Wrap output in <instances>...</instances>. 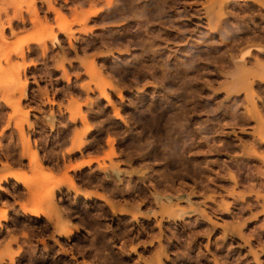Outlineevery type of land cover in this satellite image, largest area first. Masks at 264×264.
Segmentation results:
<instances>
[{
  "label": "rangeland",
  "instance_id": "374dc122",
  "mask_svg": "<svg viewBox=\"0 0 264 264\" xmlns=\"http://www.w3.org/2000/svg\"><path fill=\"white\" fill-rule=\"evenodd\" d=\"M107 1L0 0L2 23L24 18L0 50L30 40L24 58L0 55V174L33 176L27 140L37 169L65 171L91 196L49 195L69 221L59 236L20 207L57 189L53 178L37 189L8 180L0 264H264V82H237L246 53L247 69L264 70V0ZM50 6L70 22L98 16H78L63 36ZM42 37L44 55L31 43Z\"/></svg>",
  "mask_w": 264,
  "mask_h": 264
},
{
  "label": "bare ground",
  "instance_id": "6f19581e",
  "mask_svg": "<svg viewBox=\"0 0 264 264\" xmlns=\"http://www.w3.org/2000/svg\"><path fill=\"white\" fill-rule=\"evenodd\" d=\"M33 2H34V0H32ZM49 1V0H48ZM161 1V0H160ZM108 2V4H109V6H110V2H111V0H110V2L109 1H107ZM126 2V1H125ZM174 2V1H173ZM172 2V3H173ZM175 2H176V0H175ZM78 3V2H77ZM93 3V2H92ZM112 3V2H111ZM155 4V3H154ZM82 5V4H81ZM51 8H50V10L52 11V13L54 14V16H55V18H56V24H57V28L59 29H61V33L63 34V36H69L70 35V31L68 32V30L66 29V27L67 26H69V25H71V23H72V21L74 20V22H75V20L77 19V17L78 16H83V17H89V16H92V17H94V16H96L97 14H98V11H80V12H78V13H76V15L73 17L74 19L70 22V21H68V19L66 18V16H65V14H63L62 12H60L58 9H55V8H52V6H50ZM90 7V6H89ZM137 7V6H136ZM143 7V6H142ZM49 8V7H48ZM105 8V7H104ZM148 8V7H147ZM153 8V7H152ZM256 8V7H255ZM143 9V8H142ZM145 9V8H144ZM161 9V8H160ZM252 9V8H251ZM5 10V9H4ZM124 10V9H123ZM152 10H154V8L152 9ZM194 10V9H193ZM144 11V10H143ZM143 11H142V14H144L143 13ZM194 11H196V10H194ZM16 12V11H15ZM140 12H141V10H140ZM147 12V11H146ZM149 12H150V10H149ZM149 12H147V14L149 13ZM158 12V11H157ZM21 13V12H20ZM197 13V12H196ZM261 13V12H260ZM3 14H4V17L6 16V12L5 11H3V13H2V16H3ZM40 14V13H39ZM117 14V13H116ZM141 14V15H142ZM140 15V14H139ZM145 15V14H144ZM98 16V15H97ZM96 16V17H97ZM109 16V15H108ZM146 16V15H145ZM253 16V15H252ZM82 17V18H83ZM140 17H143V16H140ZM118 19V18H117ZM143 19V18H142ZM6 21H4V23H2V21H1V11H0V40H2V39H4V35H3V32H4V30L6 29V28H8V29H11L12 27H11V25H12V22L11 21H15V22H23V20H24V18L23 17H21L20 15H17V13L16 14H14L13 15V17H11V18H8V16H6V19H5ZM45 21V23H47V21L46 20H44ZM32 22L33 23H35V24H41V19L38 17V13H37V11L36 10H34V14H33V16H32ZM147 22V21H146ZM24 23V22H23ZM145 24V23H144ZM210 24V23H209ZM14 26V25H13ZM47 26H48V29L50 30V31H52V25H50V24H47ZM63 30V31H62ZM227 32V31H226ZM180 33V32H179ZM57 35V34H56ZM56 35H53L52 33H50V36H51V43L52 44H57L58 43V37L56 36ZM261 35V34H260ZM263 36V35H262ZM253 37V36H252ZM69 38V37H68ZM251 38V37H250ZM42 40H35V39H33V40H31L32 42V44L34 43V45L35 44H37V46H43V44L45 43V39L42 37L41 38ZM142 39V38H141ZM34 41V42H33ZM69 42V41H68ZM30 43V40H25V42L22 44V45H20L19 47H17V48H15V47H13V48H15V49H13L12 48V46H11V49L12 50H10L11 51V53H13V54H15V55H17V56H20L21 58H24V56H25V49H24V47H28V44ZM103 43V42H102ZM39 46V47H40ZM9 48V47H8ZM235 49V48H234ZM233 49V50H234ZM3 50V49H2ZM0 50V55H3V51H4V54L6 53L5 52V50ZM8 50V49H7ZM151 50V49H150ZM261 50V49H260ZM9 51V50H8ZM10 51L9 52H7L6 54H7V59H9V55L11 54L10 53ZM68 51V50H67ZM42 54L41 55H44L45 54V46H43L42 47ZM207 52V51H206ZM216 52V51H215ZM233 53V52H232ZM233 56V55H232ZM225 57V56H224ZM73 58V57H72ZM204 58V57H203ZM246 58H248V53H246L244 56H242L241 58H240V61H242L243 63L242 64H240V62H239V69L238 70H240V73H238L239 74V79H238V77H237V82L240 84V85H242V86H248V87H251V85L253 84V82H249V79H252L253 81H255V80H257L258 82L259 81H263L264 82V70L262 69V67H263V64L262 63H254V67L251 69H247L245 66L246 65H244V62H245V59ZM219 59V58H218ZM249 59V58H248ZM203 60V59H202ZM236 63H238V62H236ZM248 63V62H247ZM226 64H228V63H226ZM186 65V64H185ZM228 66V65H227ZM249 66V65H248ZM25 67V66H24ZM145 67V66H144ZM151 68V67H150ZM231 68V67H230ZM238 68V67H237ZM152 70V69H151ZM166 70V69H165ZM190 71V70H189ZM229 71V70H228ZM236 71V70H235ZM159 72V71H158ZM239 72V71H238ZM106 73V72H105ZM106 74H108V73H106ZM163 74V73H162ZM234 76H235V74H233ZM233 76V77H234ZM214 80V79H213ZM185 83V82H184ZM231 83V82H230ZM234 83V82H233ZM26 84V83H25ZM187 85V84H186ZM237 85V84H236ZM26 86V85H25ZM228 86H229V84H228ZM180 87V86H179ZM182 87V86H181ZM237 87V86H236ZM257 88V87H256ZM68 89V88H67ZM12 91V90H11ZM177 91V90H176ZM187 91V90H186ZM197 91V90H196ZM11 94V93H10ZM62 94V93H61ZM103 94H105L104 93V91H103ZM185 94V93H184ZM187 94V93H186ZM260 95V94H259ZM106 97H107V95H106ZM108 98V97H107ZM106 98V99H107ZM191 100V99H190ZM107 101H108V99H107ZM187 101V100H186ZM9 102H10V99H9ZM12 102V101H11ZM8 103V102H7ZM95 104V103H94ZM10 106V105H9ZM191 107V106H190ZM113 108V107H112ZM181 109V108H180ZM199 111V110H198ZM257 111V110H256ZM168 113V112H167ZM186 113V112H185ZM211 113V112H210ZM213 113V112H212ZM230 114V113H229ZM116 116H118V112L116 111V114H115ZM162 115V114H161ZM241 115V114H240ZM162 117V116H161ZM178 117V116H177ZM242 117V116H241ZM245 117V116H244ZM2 118V117H1ZM80 118V117H79ZM84 120H85V117L83 116L82 117ZM118 118H119V116H118ZM151 118V117H150ZM231 120V119H230ZM233 120V119H232ZM239 120V119H238ZM241 121V120H240ZM246 121V120H245ZM4 122V121H3ZM43 123V122H42ZM86 122H84V124H85ZM219 124V123H218ZM16 125V124H15ZM21 125L22 124H20L19 125V129H18V131H21V138H22V140H24V137H23V135H22V127H21ZM160 125V124H159ZM158 125V126H159ZM229 125V124H228ZM7 126V125H6ZM249 126V125H248ZM14 127H16L17 128V126H14ZM245 127V126H244ZM148 128V127H147ZM191 128V127H190ZM208 130V129H207ZM26 133V132H25ZM162 133V132H161ZM118 134V133H117ZM25 136V135H24ZM27 138V137H26ZM38 138V137H37ZM160 138V137H159ZM144 139V138H143ZM113 140V139H112ZM111 139H109L108 140V143L110 144L111 142H114V141H112ZM163 140V139H162ZM25 141V140H24ZM41 141V140H40ZM167 141V140H166ZM23 145V144H22ZM80 145H81V143H80ZM79 145V146H80ZM111 145H112V143H111ZM113 146V145H112ZM112 146H111V150H114L113 148H112ZM77 147V146H76ZM128 147V146H127ZM42 148V147H41ZM166 148V147H165ZM170 148H172V147H170ZM23 151H24V153H27V156H28V162L30 163V164H33L34 165V167L36 168V171L34 170V174H32L33 176H31L30 178H27V179H25L27 182L26 183H24V181L23 180H21V179H18V177L17 178H15L16 177V175L15 174H17L16 172H8L7 174H5V176H2V174H0V176H2L1 178H0V191H3V188H2V185L3 184H5L6 182H8V180H10V179H13L14 181H15V183H17V184H19V183H21V184H23V186L24 187H27L28 186V183L29 184H31V185H35V186H33V187H35V189H37V188H39L38 186L36 187V185H38V179H43L42 181H44V180H48V182L50 181V177H52L53 178V181L54 182H56V184H58L59 185V187L56 189V188H52L53 186H51V188H49L48 186V188L45 190V192L43 191V192H38L39 193V195H38V193L36 194L35 193V195H33V197H32V195L30 196V197H32L31 198V200L29 199V200H27L30 204L29 205H26V206H29L30 208H28V207H25V205L24 204H20V207L22 208V211H23V215H28V216H32V217H35V218H39V217H45L46 219H47V221H49L51 224H52V226L55 228V230L57 231V233H58V235L59 236H65V230L68 228V225H69V221H68V219H67V217L65 216V214L61 211L62 209L58 206V203L56 204L55 202H51L50 204H51V206L53 207V210H54V214H51V213H48L47 211H46V209H47V207H49L47 204H49L48 202H50L49 200H48V198H49V195L50 194H52V192H54V191H59V189L60 188H62V187H64V188H66L67 190H73L74 192H75V194H76V196L77 197H80V196H82V198H83V200L84 201H89V199H90V197L91 196H89L88 194H83V195H81V193H80V191L78 190V188L76 187V185L74 184V181H73V179L74 178H72L71 176H67V174H66V172L65 171H63V174H59V175H53V173L52 172H50L49 170H46V171H41L40 170V168L39 169H37V167L38 166H40V161H41V157H39V154H38V152H37V149H35L34 147L33 148H31V145H29V142L26 140V142H25V148L23 149ZM56 152V151H55ZM23 154V153H22ZM26 156V155H25ZM9 157V156H8ZM162 157V156H161ZM174 158V157H173ZM172 158V159H173ZM160 159V158H159ZM176 159H178V158H176ZM161 160V159H160ZM175 160V159H174ZM90 162H91V160H87V161H83V162H81L80 164H78V165H72V166H70L69 168H72V169H78V168H81V166H83V165H89L90 164ZM190 163V162H189ZM55 164H56V162H55ZM181 165V164H180ZM18 166V165H17ZM32 166V165H31ZM164 167V166H163ZM39 170H40V172H39ZM41 172H42V175L44 174V175H46V177L45 176H43L44 178H41V177H39V174H40V176H42L41 175ZM154 173V172H153ZM185 173V172H184ZM4 174V173H3ZM152 174V173H151ZM99 177V176H98ZM113 181V180H112ZM50 182H52V181H50ZM49 182V183H50ZM44 184V183H43ZM55 184V183H54ZM114 185V184H113ZM221 185V184H220ZM57 186V185H56ZM111 186H112V184H111ZM170 186V185H169ZM179 186V185H178ZM133 187V186H132ZM44 188V187H43ZM179 188V187H178ZM5 189V188H4ZM28 189V188H27ZM154 189V188H153ZM172 190H173V188H171ZM177 189V188H176ZM33 190V189H32ZM111 190V189H110ZM30 191V190H29ZM41 191V190H40ZM112 191V190H111ZM167 191V190H166ZM108 192V191H107ZM30 193H31V191H30ZM111 194V193H110ZM107 195V194H106ZM144 195V194H143ZM113 196V195H112ZM29 197V198H30ZM111 197V196H110ZM112 198V197H111ZM135 198V197H134ZM156 198L158 199L159 197L158 196H156ZM50 199V198H49ZM98 199L100 200V201H103L106 205H108V206H110L109 204H108V202L106 201L107 199L106 198H104L103 196H99L98 197ZM249 199V198H248ZM168 200V199H167ZM251 200V199H250ZM49 204V205H50ZM6 205V204H5ZM61 205V204H60ZM51 206H50V208H51ZM148 206V205H147ZM7 208V207H6ZM10 208V207H9ZM8 208V209H9ZM110 208H111V206H110ZM210 208V207H209ZM111 210H112V208H111ZM101 212V211H100ZM2 220L3 221H6L7 220V212H6V210H3L2 211ZM69 218V217H68ZM88 218V217H87ZM79 225V224H78ZM70 226H71V224H70ZM72 227V226H71ZM105 227V226H104ZM27 228V227H26ZM70 228V227H69ZM97 228V227H96ZM76 229V228H75ZM69 230H71V228L69 229ZM5 233V232H4ZM67 234V233H66ZM72 237V232L70 231L67 235H66V238L67 239H70ZM102 237V236H101ZM34 239V238H33ZM16 240V237L15 236H12V238H11V241H15ZM92 246V245H91ZM95 246V245H94ZM32 257V256H31ZM0 260H3V258L1 257L0 258ZM34 262V261H33Z\"/></svg>",
  "mask_w": 264,
  "mask_h": 264
},
{
  "label": "crops",
  "instance_id": "0c3cea01",
  "mask_svg": "<svg viewBox=\"0 0 264 264\" xmlns=\"http://www.w3.org/2000/svg\"><path fill=\"white\" fill-rule=\"evenodd\" d=\"M15 175H17V174H15ZM53 175H55V174H53ZM56 176V175H55ZM21 209V208H20ZM22 211V210H21Z\"/></svg>",
  "mask_w": 264,
  "mask_h": 264
}]
</instances>
